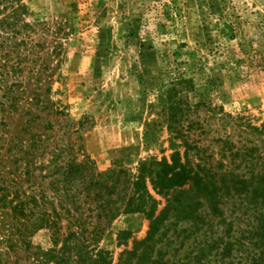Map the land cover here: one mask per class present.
<instances>
[{
  "label": "rangeland",
  "instance_id": "374dc122",
  "mask_svg": "<svg viewBox=\"0 0 264 264\" xmlns=\"http://www.w3.org/2000/svg\"><path fill=\"white\" fill-rule=\"evenodd\" d=\"M13 2L24 8L17 37L24 70L0 107V189L58 205L55 166L63 172L89 159L100 174L135 176L142 162L185 156L187 140L199 148L189 153L194 167L206 161L217 172L264 174V0ZM153 196L162 210L165 199ZM239 205L222 206L224 218L204 208L196 224L172 219L152 260L198 264L205 251L202 264H220L230 224L232 237L247 242ZM0 230V264H88L83 240L65 229L12 243ZM149 231L145 214L123 215L92 242L91 256L102 250L112 264H137L129 253Z\"/></svg>",
  "mask_w": 264,
  "mask_h": 264
},
{
  "label": "trees",
  "instance_id": "16d2710c",
  "mask_svg": "<svg viewBox=\"0 0 264 264\" xmlns=\"http://www.w3.org/2000/svg\"><path fill=\"white\" fill-rule=\"evenodd\" d=\"M23 10L13 0H0V93L4 94L0 107L5 106L3 99H10L15 89L21 87L19 81L12 84L10 81L24 70L17 42ZM179 115L177 108H171V123L177 125ZM179 136L185 137L182 131ZM184 146L187 148L185 156L178 154L172 163L147 160L142 162L135 176L124 170L100 174L89 159L70 161L63 172L57 165V178L51 186L54 198L60 201L58 205L49 204L45 195L41 198L43 202L37 196H25L27 200H22L20 192H14L11 186L0 189V227L7 233L9 243L16 235L25 240L28 234L43 228L52 229L55 236L60 237L65 229L69 239L83 240L82 251L87 255L88 264H112L107 259L108 253L102 250H96V257L91 256L92 242L102 238L119 217L142 213L150 221V231L147 239L129 253L130 258L137 260V264H165L162 259L153 261L152 254L172 219L196 224L203 219L204 208H208L211 215L224 218L222 206L235 205L238 201V210L243 211L249 221L243 238L247 242L232 237L234 223L230 224L227 232L230 240L222 248L218 244L219 263L226 264L229 260L228 264H264V174L217 172L206 161L194 167L189 153L199 148L188 140ZM153 192L165 199L162 210V202L155 199ZM64 222L68 223L66 228ZM238 246L240 250L245 249V255L240 258L234 256L235 252H240ZM205 258L202 251L197 257L198 264Z\"/></svg>",
  "mask_w": 264,
  "mask_h": 264
}]
</instances>
